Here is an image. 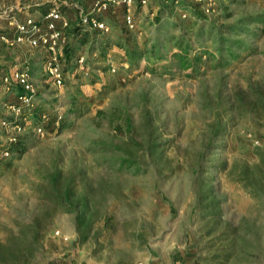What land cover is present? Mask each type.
Instances as JSON below:
<instances>
[{
    "label": "rangeland",
    "instance_id": "374dc122",
    "mask_svg": "<svg viewBox=\"0 0 264 264\" xmlns=\"http://www.w3.org/2000/svg\"><path fill=\"white\" fill-rule=\"evenodd\" d=\"M96 2L64 16L63 89L44 49L0 43V119L16 118L3 74L28 71L37 92L20 116L26 145L0 159V243H35L32 264H264V0H183L161 19V0ZM23 4L0 0V34L41 17ZM82 15L110 30L86 29L69 58ZM173 36L190 45L188 67Z\"/></svg>",
    "mask_w": 264,
    "mask_h": 264
},
{
    "label": "built area",
    "instance_id": "2783aa9c",
    "mask_svg": "<svg viewBox=\"0 0 264 264\" xmlns=\"http://www.w3.org/2000/svg\"><path fill=\"white\" fill-rule=\"evenodd\" d=\"M140 5L146 6L148 0H137ZM202 1V0H197ZM211 1V0H210ZM136 3V0H97L95 3V11H106L111 5H122L131 7ZM55 8L44 16L36 19L32 16L26 18L22 23L16 24V29L12 36L10 34H0V43L15 46L26 44L33 49H44L47 54L45 63V71L52 80V83L58 88L65 87V74L59 63V50L67 44V37L65 30L70 27V24L65 20L64 16L59 12L56 2ZM183 18H187L186 12ZM128 27L130 29L136 27L134 18L129 14L126 18ZM81 26L92 31H103L108 33L109 27L95 15H82ZM76 63L82 66L85 63L84 56H78ZM2 84L8 90L11 87H19L22 90L21 94L16 95V101L11 103L10 109L15 114L14 120L5 118L0 119V159L10 160L13 156L19 153L18 145L24 126L28 125L27 119L20 117L25 110H31L35 107L37 92L32 82L30 73L28 71L12 70L9 73L3 74L1 78ZM20 117V118H19ZM46 119L47 114L44 113L40 119ZM37 135L42 134V127L35 129ZM5 137V143L1 140ZM136 264H151L147 261H141Z\"/></svg>",
    "mask_w": 264,
    "mask_h": 264
},
{
    "label": "trees",
    "instance_id": "16d2710c",
    "mask_svg": "<svg viewBox=\"0 0 264 264\" xmlns=\"http://www.w3.org/2000/svg\"><path fill=\"white\" fill-rule=\"evenodd\" d=\"M25 5L26 3L30 2V12L32 13H38L40 16L44 17L48 15L52 9L55 8L54 3L51 1L43 0L42 2L34 3L35 0H23ZM63 2H68V5H61L58 10L59 12L65 16L69 13L72 12H77L78 13V8L74 7V4L76 3V0H63ZM162 7L161 8V13L159 16V19L162 18V15L168 10L174 8V6L177 4H180L181 9H186L187 8V3L183 2V0H161ZM248 24H245L247 26ZM173 29H180L181 25L178 23L173 24L172 26ZM87 28L77 25L73 31L74 35V40L75 45L72 47H69L68 52L70 53L69 58L72 57L74 52L77 50L78 47H84L87 46L92 38V34L86 30ZM184 34V33H183ZM185 36H180V37H175L173 36L170 41L175 42L176 46L178 47L179 51L176 53H171V57L176 60V62L183 67H188L190 64V45L184 43ZM107 48L110 47L108 43L105 44ZM119 48H122L120 44L117 45ZM92 52H96V49L94 45L91 47ZM155 48V49H154ZM153 48V56L157 57L159 60H163L164 56L161 54L155 53L156 47ZM15 89L16 93L21 94L22 90L19 87H14L13 90ZM23 145H26V143H20L18 145L19 151L23 147ZM120 165L123 167H133L135 164L131 162L128 159H123L120 162ZM81 224H84V221L80 222ZM36 253V248H35V243H29L27 246L21 249H13L11 245L3 244L0 243V264H21L24 262V264H32V261L35 259V254Z\"/></svg>",
    "mask_w": 264,
    "mask_h": 264
}]
</instances>
